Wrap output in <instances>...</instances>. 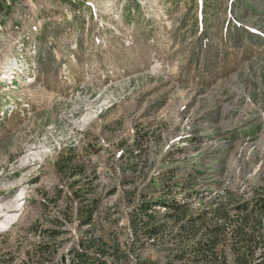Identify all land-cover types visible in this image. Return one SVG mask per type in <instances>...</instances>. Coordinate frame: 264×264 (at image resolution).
<instances>
[{
	"label": "rangeland",
	"instance_id": "1",
	"mask_svg": "<svg viewBox=\"0 0 264 264\" xmlns=\"http://www.w3.org/2000/svg\"><path fill=\"white\" fill-rule=\"evenodd\" d=\"M190 174L264 195V0H0V264H179L131 219Z\"/></svg>",
	"mask_w": 264,
	"mask_h": 264
},
{
	"label": "trees",
	"instance_id": "2",
	"mask_svg": "<svg viewBox=\"0 0 264 264\" xmlns=\"http://www.w3.org/2000/svg\"><path fill=\"white\" fill-rule=\"evenodd\" d=\"M210 181L217 182L216 179ZM180 189L183 192L180 200L168 191L136 203L137 213L131 219L135 240L140 239V233L141 238L153 241L165 236L174 242L173 257L179 264H264V195L244 199L238 191L225 188L219 192L210 182H201L192 174ZM207 194L212 197L205 200ZM84 202L88 203L84 206L86 209L77 211L82 223L91 216L93 199ZM155 207L163 208L164 213L156 214ZM169 221L175 227L169 228ZM56 233L54 229L48 232L51 237ZM79 245L71 247L62 260L67 257L68 264H124L128 258L117 241L108 244L100 239H89ZM39 248L41 260L48 258L51 246L42 244ZM136 262L155 264L147 256Z\"/></svg>",
	"mask_w": 264,
	"mask_h": 264
},
{
	"label": "bare ground",
	"instance_id": "3",
	"mask_svg": "<svg viewBox=\"0 0 264 264\" xmlns=\"http://www.w3.org/2000/svg\"><path fill=\"white\" fill-rule=\"evenodd\" d=\"M15 67H16V66H15ZM19 72H20V71H19ZM180 96H181V95H180ZM178 120H179V119H178ZM23 160H24V159H23ZM23 160H22V161H23Z\"/></svg>",
	"mask_w": 264,
	"mask_h": 264
}]
</instances>
